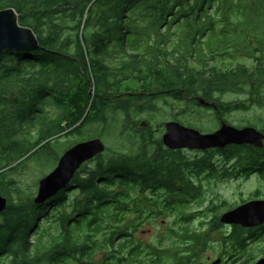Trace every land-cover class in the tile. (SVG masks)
Wrapping results in <instances>:
<instances>
[{
    "label": "trees",
    "instance_id": "trees-1",
    "mask_svg": "<svg viewBox=\"0 0 264 264\" xmlns=\"http://www.w3.org/2000/svg\"><path fill=\"white\" fill-rule=\"evenodd\" d=\"M7 8L40 47L0 53V195L7 200L0 213V264H94L96 256L98 264L147 263V246L134 235L145 220L161 214L176 217L167 230L176 240L165 256L185 264L186 254L178 252L193 250L187 258H195L208 233L188 227L193 215L184 213L185 199L175 201L168 188L180 178L177 185L192 193L191 201L201 191L195 182L186 183L185 158L161 138L151 154L146 151L151 125L136 126L132 108L137 100L165 96L196 106L203 98L225 114L257 107L264 132V0H0V10ZM226 58L252 65L213 64ZM132 78L139 92L109 104L108 96ZM229 93L240 98L224 100ZM49 107L59 113L49 115ZM109 107L125 113L127 131L120 136L137 149L106 146L92 159L93 167L80 165L45 203L22 197L8 175L52 150L58 135H84L85 126L99 122L106 126ZM111 130L105 135H113ZM222 152L239 155L243 170L264 168V145L231 144ZM209 160L193 161V172L211 168ZM210 225L220 227L219 221ZM243 235L236 230L228 240L244 243ZM151 250L148 261L161 264L163 249Z\"/></svg>",
    "mask_w": 264,
    "mask_h": 264
},
{
    "label": "rangeland",
    "instance_id": "rangeland-1",
    "mask_svg": "<svg viewBox=\"0 0 264 264\" xmlns=\"http://www.w3.org/2000/svg\"><path fill=\"white\" fill-rule=\"evenodd\" d=\"M111 59H106L105 61L110 62ZM236 63H245L251 66V62L243 59H218L213 64L216 67L227 68L228 66L235 65ZM139 83L134 79L126 80L120 86L121 89L118 94L109 95L107 102L109 104H116L125 100L130 94L139 92ZM155 87V86H154ZM153 87V88H154ZM91 93L94 98L98 97V92L95 93L93 87H91ZM115 96H118L117 98ZM105 98V97H104ZM240 98L234 93L225 94L223 96L224 100H234ZM132 108V118L138 121L136 126H140L143 121L148 122L145 126L151 125L148 134V141L146 142V151L151 154L155 147V140L161 138L164 134L165 124L167 121L178 120L185 121L188 120L192 126L196 129L203 130H213L219 125V120L214 116L212 109H206L205 107H198L195 104L187 103L186 101H179L178 99L172 98L170 96L160 97L155 100H137ZM143 108L138 111L139 108ZM49 115L54 116L59 113V110L55 107H49ZM106 126L104 123H94L89 124L86 127V132L84 135L79 133H74L69 136L58 135L52 141L56 142V145H51L52 150H45L43 153L36 154L32 159L26 160L22 167H18L16 171L10 173L9 178L14 179L16 184L23 190L22 197L26 198L27 195H32L35 197L38 189V180L47 175L54 166H56V161L62 153L65 152L67 148L77 142L85 141L94 137H100L106 146L120 151H129L130 149H137L138 145H130L128 141L121 138V132L127 131L125 127V113L122 110L109 107L105 110ZM263 112L257 108L253 107L248 111H233L226 113L223 116V121L226 123L236 126L243 127L251 125L260 128L259 118H262ZM129 125V124H128ZM188 125V124H186ZM134 126V125H133ZM142 126V125H141ZM144 126V127H145ZM143 127V126H142ZM114 131L113 135H105L108 131ZM99 131L103 136L99 135ZM139 137V136H135ZM136 139V138H135ZM139 140V139H138ZM187 155V154H186ZM193 156L188 154V158ZM183 160V159H182ZM86 168L93 167L95 161L92 159L85 162ZM193 177V176H192ZM195 179V177H193ZM201 182V195L192 201L186 208V214H192L190 224L191 230L198 232H207V245L203 250H199L198 255L193 258H187L188 253H183L179 251L178 253L182 256L186 254L185 264H206L207 262L218 258L223 255L220 250L222 246L226 244L228 246L226 236L224 235L226 230L221 228H214L210 224L212 223V217L215 214L221 215L227 209L233 207L241 198L248 195L254 182L248 181L245 183H236L226 181L223 182H212L204 180V177L199 179ZM175 216L168 214H161L159 218L145 220V222L138 227L135 233V240L141 242L142 245L147 246L146 251L142 253L143 258L147 263L152 264L150 257L152 250L151 246H156L159 249H163L165 253L164 256L172 252L171 249L176 237L171 236L167 233L168 227L172 226V222L175 220ZM258 241L252 240L246 244V249L243 253L238 256L229 259L228 264H254L255 261L264 257V239H257ZM171 248V249H170ZM162 257L161 264H176V261L170 258V256ZM100 256H96L94 264L99 263ZM150 262V263H148ZM8 264V261L5 263Z\"/></svg>",
    "mask_w": 264,
    "mask_h": 264
},
{
    "label": "water",
    "instance_id": "water-1",
    "mask_svg": "<svg viewBox=\"0 0 264 264\" xmlns=\"http://www.w3.org/2000/svg\"><path fill=\"white\" fill-rule=\"evenodd\" d=\"M30 28L20 26L17 13L13 8L0 10V53L4 50L33 51L40 45ZM201 105H215L203 98H197ZM165 133L161 135L164 145L169 149H207L224 147L229 144H249L262 148L264 133L258 128L247 125L237 127L222 121L220 127L208 133L186 126L178 121H167ZM145 126V122H142ZM106 145L100 137H94L78 142L66 149L60 156L56 166L47 175L38 180V189L35 193V203H45L58 191L64 189L74 177L80 165L93 159L105 151ZM7 200L0 195V213L5 209ZM221 223L240 224L242 226H257L264 222V201H250L232 210L225 211L220 217ZM219 260L211 264H218ZM255 264H264V258L255 261Z\"/></svg>",
    "mask_w": 264,
    "mask_h": 264
},
{
    "label": "flooded vegetation",
    "instance_id": "flooded-vegetation-1",
    "mask_svg": "<svg viewBox=\"0 0 264 264\" xmlns=\"http://www.w3.org/2000/svg\"><path fill=\"white\" fill-rule=\"evenodd\" d=\"M198 107H203V108L205 107L206 109H212L214 116H216L219 120L218 121L219 125L216 129H213L211 131L210 130L205 131L203 129H201V130L198 129V130L203 132V133H208V132L211 133V132L217 130L223 121V116L225 115V113H223L219 109V107L213 106V105H210V106L209 105H207V106L201 105ZM231 112H233V111H231ZM174 121H178V119L175 118ZM178 122L180 123V121H178ZM184 125H186V124H184ZM186 126L196 128L192 125H186ZM262 133H264V132H262ZM229 145H231V144H229ZM226 146H228V145H226ZM226 146H224V147H212V148H207V149H199V148L198 149H187V148L186 149L185 148L169 149L168 148V149L172 150L174 152V155L185 158L184 162L187 163L186 172L184 174V177L186 178V183L189 182L190 186H193V182H195L197 187H199L201 193H202V189L200 187L201 182L199 181V179H201L202 177H204V180H206V181H212L215 183L223 182L224 184L226 183V181L236 182L238 184L242 183V182L247 184L248 181L254 182V184H253L250 192L248 193V195L245 197L239 198L240 200L233 207L227 209V211L232 210V209H234L240 205H243L247 202H250V201H264V168H262V169H249V170L241 169L239 167L241 165V163L238 162L239 155H238V157H237V155L227 156L226 154H224L222 152L224 150V148H226ZM188 154H192L193 156H191V157H189V159H187ZM260 157H262L264 159L263 154ZM206 158L210 159L209 160L210 162L207 163L206 165H209L211 168L205 169L200 174H198L196 170L193 172V161H195V160L199 161V160L206 159ZM192 176L195 177V179ZM180 182H181V180L179 178L176 180L175 187L174 188L171 187L168 189H170V191H172L171 194H172V197L174 199H176L175 201L185 199L184 201L186 202V205H189L192 203V201H191L192 193L187 194L185 192H189V190H187V191L181 190V188H179L177 185ZM163 197H165V195H163L161 193V199ZM187 215H186V217H188ZM221 215L215 214L212 217V222H214V224H215L216 221H219V226H220L219 228L226 230L224 235L226 236L225 240L227 242H229V245L226 246V244H224L222 246L223 248L220 250V252L223 255L219 256L218 258H216L214 260L207 262L206 264H211L216 260L220 261V263H218V264H228L230 258H232V257L234 258L235 256H238L240 253L244 252V249H246L245 248L246 244L249 241H252V240L258 241L257 239H264V222L261 223L260 225L252 226V227L251 226H242V225L236 224V223H232V224L227 225L226 223L220 222ZM236 230H238V232H240L241 230H244V235L241 236V238L244 239V243L239 242V243H233L232 244L230 242V240H228V237H231V235L233 233H235ZM192 251L193 250L187 251V253L192 254ZM261 258H264V257H261Z\"/></svg>",
    "mask_w": 264,
    "mask_h": 264
},
{
    "label": "bare ground",
    "instance_id": "bare-ground-1",
    "mask_svg": "<svg viewBox=\"0 0 264 264\" xmlns=\"http://www.w3.org/2000/svg\"><path fill=\"white\" fill-rule=\"evenodd\" d=\"M143 122H145V121H143ZM145 124H146V122H145ZM165 133V132H164ZM161 140H162V137H161ZM162 143H163V141H162ZM164 144V143H163Z\"/></svg>",
    "mask_w": 264,
    "mask_h": 264
}]
</instances>
